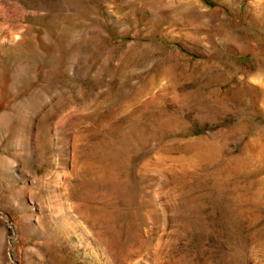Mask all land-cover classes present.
I'll use <instances>...</instances> for the list:
<instances>
[{"label":"rangeland","instance_id":"374dc122","mask_svg":"<svg viewBox=\"0 0 264 264\" xmlns=\"http://www.w3.org/2000/svg\"><path fill=\"white\" fill-rule=\"evenodd\" d=\"M0 264H264V0H0Z\"/></svg>","mask_w":264,"mask_h":264}]
</instances>
